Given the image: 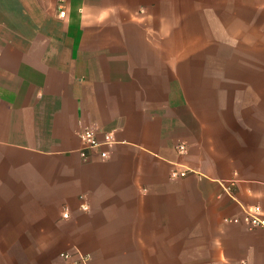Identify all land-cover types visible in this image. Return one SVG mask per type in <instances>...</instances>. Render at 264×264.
I'll use <instances>...</instances> for the list:
<instances>
[{
	"label": "crops",
	"instance_id": "crops-1",
	"mask_svg": "<svg viewBox=\"0 0 264 264\" xmlns=\"http://www.w3.org/2000/svg\"><path fill=\"white\" fill-rule=\"evenodd\" d=\"M255 206L264 0H0V264H264Z\"/></svg>",
	"mask_w": 264,
	"mask_h": 264
},
{
	"label": "built area",
	"instance_id": "built-area-1",
	"mask_svg": "<svg viewBox=\"0 0 264 264\" xmlns=\"http://www.w3.org/2000/svg\"><path fill=\"white\" fill-rule=\"evenodd\" d=\"M59 16H64V11L61 10L59 12ZM79 139L82 144V150L80 151V155L83 159H86L88 156V152L96 151L101 147H109L114 143V139L111 135L106 134L102 142H99L95 136V133L92 129L81 127L79 133ZM179 152H184V145L178 146ZM99 156L102 159H107L109 154L107 151H101ZM188 171H172L171 177H183L187 174ZM83 209H86L83 207ZM68 214L63 213V218H67ZM229 223L234 224H242L245 225L249 229L262 228L264 229V211H262L259 207H250L243 210V215L240 218H233L226 220ZM61 258L66 262V264H89V257L78 251L74 253H62Z\"/></svg>",
	"mask_w": 264,
	"mask_h": 264
}]
</instances>
